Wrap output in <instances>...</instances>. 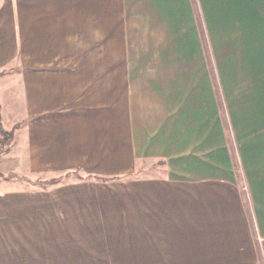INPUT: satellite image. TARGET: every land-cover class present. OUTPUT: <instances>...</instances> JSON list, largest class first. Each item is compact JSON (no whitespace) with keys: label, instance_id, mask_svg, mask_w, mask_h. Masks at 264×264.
Listing matches in <instances>:
<instances>
[{"label":"crops","instance_id":"obj_1","mask_svg":"<svg viewBox=\"0 0 264 264\" xmlns=\"http://www.w3.org/2000/svg\"><path fill=\"white\" fill-rule=\"evenodd\" d=\"M0 104L13 264H264V0H0Z\"/></svg>","mask_w":264,"mask_h":264},{"label":"rangeland","instance_id":"obj_2","mask_svg":"<svg viewBox=\"0 0 264 264\" xmlns=\"http://www.w3.org/2000/svg\"><path fill=\"white\" fill-rule=\"evenodd\" d=\"M23 57L26 58V52H23ZM22 57V58H23ZM19 71V72H16ZM22 76L23 74L26 75V68L23 71L21 67H18L15 65V75L18 76ZM21 85L24 86L23 81L21 82ZM23 96L24 99H26V95L24 92H22L21 94ZM18 109H20L21 111H23L24 106L20 105L18 107ZM16 126V125H15ZM3 128L6 131H9L10 128H5L3 126ZM12 129V128H11ZM14 136V133H13ZM1 135H0V139H1ZM13 139V138H12ZM12 141V140H11ZM11 142L9 143L8 147L6 149H3L0 151V163H2L3 158L5 157V153L6 151L9 149ZM9 165V169L11 168V164H7ZM21 164L18 165V169L19 171L13 172V171H8V172H3V170L0 168V195H8V194H13L17 191H22L25 190L29 187H33V186H45L48 183L51 182V179L49 176H41L39 178L36 179H30L27 176V172L24 171L23 169H21V167H19ZM161 162H154L151 163L150 161L148 162H143V164L141 165V172L143 174H148L149 176H152L156 173H158L159 170L162 169L161 167ZM22 173V174H21ZM27 177H26V176ZM54 176V175H53ZM1 217V216H0ZM4 225L2 227H0V238L3 239V243L5 248V259H4V264H13V257H15V224L11 225L9 224L8 220H4ZM6 238V239H5ZM22 245V244H21ZM26 245V244H25ZM73 244H68V247L71 248ZM107 244H105L106 247ZM77 246V244H76ZM84 249L83 252H76L75 250H68V255L69 256H76L79 255L80 257H88L90 258L91 256H101L103 257V259L100 260H87V259H82V260H76L75 262L77 264H107L109 263V259L108 261L105 259L106 257H110L111 261L115 264H124L125 262V258H124V251H121V248L115 249V250H107V249H103V247L101 246L102 249L100 250H96V249H89L87 247H91V244H83ZM117 247H121L120 244H116V248ZM73 248V247H72ZM100 257V258H101ZM68 264H75L73 261H68Z\"/></svg>","mask_w":264,"mask_h":264},{"label":"trees","instance_id":"obj_3","mask_svg":"<svg viewBox=\"0 0 264 264\" xmlns=\"http://www.w3.org/2000/svg\"><path fill=\"white\" fill-rule=\"evenodd\" d=\"M18 125L14 126L12 129H10L9 131H6L3 128V124H2V112H1V104H0V135H1V139H0V151L3 149H6L9 145V143L11 142L12 138H13V133H14V128L17 127Z\"/></svg>","mask_w":264,"mask_h":264}]
</instances>
